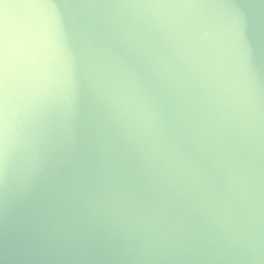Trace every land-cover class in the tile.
<instances>
[{
	"label": "clouds",
	"instance_id": "1",
	"mask_svg": "<svg viewBox=\"0 0 264 264\" xmlns=\"http://www.w3.org/2000/svg\"><path fill=\"white\" fill-rule=\"evenodd\" d=\"M0 264H264V0H0Z\"/></svg>",
	"mask_w": 264,
	"mask_h": 264
}]
</instances>
